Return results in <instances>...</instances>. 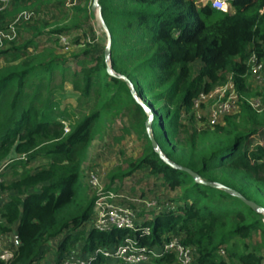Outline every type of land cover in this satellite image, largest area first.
Segmentation results:
<instances>
[{"label":"trees","instance_id":"obj_1","mask_svg":"<svg viewBox=\"0 0 264 264\" xmlns=\"http://www.w3.org/2000/svg\"><path fill=\"white\" fill-rule=\"evenodd\" d=\"M98 2L111 34V65L133 82L153 111V137L166 156L203 180L223 183L264 207L255 198L264 196V108L256 110L249 102L264 97V79L254 87L247 63L251 52L264 59V0H231L229 13L195 0ZM30 6L6 14L14 13L13 17ZM74 8L76 14L53 25L25 26L32 30L29 38L0 49L4 61L0 64V163L14 153L12 166L20 169L18 178L0 185V197L2 189L15 191L0 207V235L15 226L20 241L9 264L39 262L46 243L60 235L56 260L80 240L82 252L88 253L119 243L127 234L151 246L169 233L182 235L185 244L195 247L199 264H261L264 214L222 189L196 182L159 157L146 132L143 107L127 83L107 71L104 46L82 43L73 54L78 68L57 51L55 35L80 28L91 16L90 5ZM6 14L0 13V21ZM42 35L52 38L53 44L38 43ZM195 61L201 63L197 72ZM229 79L241 101L239 111L213 126L190 128L193 99ZM65 83L78 92L77 107L84 110L66 133L56 99ZM123 110L131 112L123 133L143 139V152L126 159L125 169L112 171L110 182L148 170L167 190L181 191L175 200L180 204L144 220L141 226L149 227L148 234L125 228L83 232L80 228L94 204L82 180L83 164L91 141ZM255 135L261 139L257 143H253ZM39 156L46 164L31 168L30 162ZM253 232L260 240L251 245L247 240ZM174 261V255L167 253L153 264ZM100 262L98 257L95 263Z\"/></svg>","mask_w":264,"mask_h":264},{"label":"built area","instance_id":"obj_2","mask_svg":"<svg viewBox=\"0 0 264 264\" xmlns=\"http://www.w3.org/2000/svg\"><path fill=\"white\" fill-rule=\"evenodd\" d=\"M10 2L11 0H0V13L5 10ZM195 3L201 5L210 3L214 8L226 13L233 11L231 0H195ZM35 16L34 10L25 9L14 15L5 27H0V49L5 48L7 42L16 39L17 29L23 22L31 21ZM55 39L58 48H65L70 44L69 37L66 34H56ZM247 63L251 69V76L260 85L264 79L262 61L257 59L254 52H251L247 58ZM240 102L233 82L229 79L225 84L216 85L208 91L200 92L193 99L192 108L188 115L201 121V126H213L221 123L225 115L237 113ZM249 102L256 110L264 108V97H253L250 98ZM61 122L64 126V133L68 132L70 126L63 120ZM21 157L24 158L25 156L22 155ZM88 161L89 157L87 156L83 168L85 182L90 195L94 197L92 213L89 218L91 228H96L99 231L125 228L131 231L141 230L142 233L148 234L150 232L149 227L141 226L145 220L140 219L142 210L134 204L137 202L142 207L144 206L158 213L163 208H168L167 203L160 198V195L150 199H133L115 191L114 187L105 189L98 171L91 166L87 167ZM9 162L10 160L6 159L0 163V185L4 182L2 173ZM147 219H152V215L148 216ZM19 244L17 234H13L8 241L4 240L3 237L0 238V261L9 264ZM82 246L83 241H78L74 247L64 253L60 260L55 259L51 264H96L98 257L102 258L100 264L107 262L153 264L155 259L167 253H172L175 257L172 264H199L196 260L195 247L185 244L180 234H166L162 236L160 243L151 246L140 244L136 237L128 234L119 243L111 246H99L88 253L82 252ZM221 253H223V250H221ZM261 264H264V260Z\"/></svg>","mask_w":264,"mask_h":264},{"label":"rangeland","instance_id":"obj_3","mask_svg":"<svg viewBox=\"0 0 264 264\" xmlns=\"http://www.w3.org/2000/svg\"><path fill=\"white\" fill-rule=\"evenodd\" d=\"M92 1L93 0H15L14 5L10 2L2 12L3 14H6L7 11H13L15 7L31 5L30 8L35 10L36 16L31 22L26 23L24 26L22 25L23 27L19 26L17 29L16 39L7 42L5 46L8 47L12 44H16L23 41L24 39L29 38L31 36L32 30L26 29L25 26L45 23L53 25L54 23L59 22L62 18L69 19V17L74 15V13L76 14L77 12L74 8L75 6L78 5L82 7L85 4L91 6ZM13 14L14 13L6 14L3 20L0 21V27H5L10 22ZM90 15L91 16L88 19L87 24L82 25L80 28L74 29L73 31L66 34L69 37L70 43L68 47L58 48V46L56 45L57 51L64 58L69 59L68 64L72 68H78L77 64L74 62L73 54L79 51L82 43L95 41L98 42L101 46H105L106 34L99 23L96 11L91 10ZM47 38L48 37L46 35L40 36V38H37L38 43H47L48 45L53 44L52 38H49L50 40H48ZM75 39H78V44L74 43ZM261 61L264 65V59H262ZM3 63L4 61L0 59V64ZM200 64V61H195L193 63L195 72L198 71ZM250 80L252 82V85L254 87H257L258 84L256 83V80L253 76L250 77ZM77 97L78 92L73 90L72 85L69 83H65L64 88L56 94V99L58 101L57 112H61L64 115V119L61 120L66 122L69 126L76 119H78L81 113L84 111L83 109L82 111H79L77 107ZM130 118L131 112H129L128 110L121 111L117 116H115V118L107 123V126L105 127L102 134L91 141L87 154V156L89 157L87 167L91 166L98 171L105 189L114 187L115 191L133 199H150L160 195V198L165 203H167L169 208L175 209L176 206L180 204L175 200L181 191L179 189L175 191L167 190L162 185L160 178L149 173L148 170H137L131 175H128L122 179L115 178L112 182H110L109 176L111 175L112 171L116 170L117 167H120L121 170L125 169L127 166L126 159L137 158L143 152V139L137 137V135L133 132H130L128 134L123 133V127L129 124L131 120ZM200 123L201 121L193 119V122H189V127H201ZM252 139L253 143H257L261 140L260 136L258 135L253 136ZM45 164L46 160L39 156L38 158L32 160L29 166L31 168H37ZM19 172L20 170L14 168L12 166V162L10 161L2 173L4 178L3 183L8 184L12 180H14V178L18 176ZM82 180L86 184L84 177V168ZM13 193H15L14 190L9 191L7 189H2L0 202L6 200V198H8L10 194ZM255 198L264 203L263 195H257V197ZM134 205L136 207L138 206L142 210L140 212V215L142 216L140 219L149 220L147 219V217L152 215L150 213L151 210L144 206L142 207V205L138 204L137 202ZM90 222L91 221L89 219L86 223L89 224ZM1 236L2 234L0 235V238H2ZM259 240V233L253 232L251 237L247 241L251 245H254L257 244ZM59 242L57 239L46 243V255H44V259L39 261L40 263L42 262V264H51L53 263V261H55V251ZM105 264L116 263L107 262Z\"/></svg>","mask_w":264,"mask_h":264},{"label":"water","instance_id":"obj_4","mask_svg":"<svg viewBox=\"0 0 264 264\" xmlns=\"http://www.w3.org/2000/svg\"><path fill=\"white\" fill-rule=\"evenodd\" d=\"M90 9L92 11H96V15L98 17L99 23H100L102 29L104 30V32L106 34V43L104 46V58H105V61L107 64V71L110 75L117 77V78H120V79H123L127 83L134 99L143 107L144 111L147 114V119L145 122L146 132L149 135V138L151 140V144H152L154 151L159 155V157L166 164L170 165L172 168L182 170V171L189 173L194 178V180L196 182L203 183L205 185H208V186H211L214 188L222 189V190L228 192L229 194H231L232 196H235V197L239 198L240 200H242L245 204H247L249 207H251L254 211L264 214V207L263 206H261L260 204H258L257 202H255L251 199H248L242 193H240L238 190L231 188V187H229L223 183L217 182V181L203 180L200 177V175L197 172H195L194 170H192L191 168L183 166V165L171 160L170 158H168L166 156V154L162 151V149L159 146L156 139L153 137V133H152V121L154 119L153 111L151 110V108L147 104H145L141 100V98L137 94V91L135 89L133 82L126 75L115 71L111 65V60H110V56H111V34H110L109 29H108V27L104 21V18L101 14V8H100V4H99L98 0L92 1Z\"/></svg>","mask_w":264,"mask_h":264},{"label":"crops","instance_id":"obj_5","mask_svg":"<svg viewBox=\"0 0 264 264\" xmlns=\"http://www.w3.org/2000/svg\"><path fill=\"white\" fill-rule=\"evenodd\" d=\"M17 156L13 153V154H11L10 156H9V158H7V160L8 159H10V161H12L14 158H16ZM16 169H18V170H20L19 168H16ZM100 172V171H99ZM16 178H18V176L16 177ZM16 178H14V179H16ZM1 198V197H0ZM6 200H7V198H6ZM5 202V200L2 202H0V204L2 205L3 203ZM1 205H0V207H1ZM155 211H151L150 213L152 214V218H153V215L154 214H156V212L154 213ZM91 228V225H90V223L89 224H87V223H85L81 228H80V230H82L83 232H87L89 229ZM13 234H16V231H15V226H12V230L11 231H9V232H7V233H5V234H2V236L1 237H3L4 238V240H6V241H8L9 239H11V237H12V235ZM62 237V235H60V236H58V237H55V238H52V239H50L48 242H50V241H52V240H57L58 239V242L62 239L61 238ZM55 254H56V251H55ZM45 255H46V253H45ZM42 259H44V258H42ZM41 259V260H42ZM47 262V261H46ZM49 262V261H48ZM35 264H42V262L40 263V262H34Z\"/></svg>","mask_w":264,"mask_h":264}]
</instances>
